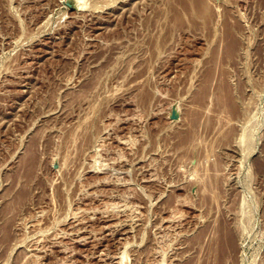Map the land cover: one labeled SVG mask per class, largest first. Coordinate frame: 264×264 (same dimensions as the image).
Listing matches in <instances>:
<instances>
[{
    "label": "rangeland",
    "instance_id": "rangeland-1",
    "mask_svg": "<svg viewBox=\"0 0 264 264\" xmlns=\"http://www.w3.org/2000/svg\"><path fill=\"white\" fill-rule=\"evenodd\" d=\"M0 264H264V0H0Z\"/></svg>",
    "mask_w": 264,
    "mask_h": 264
},
{
    "label": "bare ground",
    "instance_id": "bare-ground-1",
    "mask_svg": "<svg viewBox=\"0 0 264 264\" xmlns=\"http://www.w3.org/2000/svg\"><path fill=\"white\" fill-rule=\"evenodd\" d=\"M221 233H223L221 235ZM212 246L215 248V251H221L223 253V257L220 258V263H223L224 261L227 263L229 259H231V256H233V251H235L236 246V240L235 235H233L229 230L223 229L222 232H220V235L217 234V232L212 237ZM218 244V248L216 246Z\"/></svg>",
    "mask_w": 264,
    "mask_h": 264
}]
</instances>
